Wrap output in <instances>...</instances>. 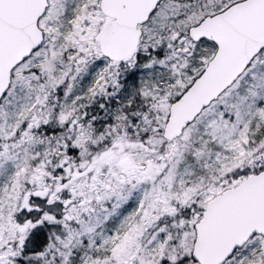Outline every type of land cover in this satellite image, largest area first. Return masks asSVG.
<instances>
[{"label":"snow or ice","instance_id":"6c2138e0","mask_svg":"<svg viewBox=\"0 0 264 264\" xmlns=\"http://www.w3.org/2000/svg\"><path fill=\"white\" fill-rule=\"evenodd\" d=\"M0 264H264V0H0Z\"/></svg>","mask_w":264,"mask_h":264}]
</instances>
